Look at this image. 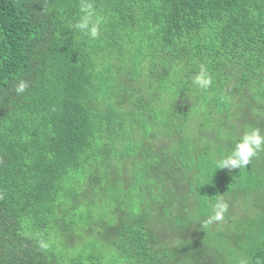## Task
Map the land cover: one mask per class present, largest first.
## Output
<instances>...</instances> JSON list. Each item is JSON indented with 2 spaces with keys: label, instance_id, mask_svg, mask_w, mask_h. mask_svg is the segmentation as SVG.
Wrapping results in <instances>:
<instances>
[{
  "label": "trees",
  "instance_id": "trees-1",
  "mask_svg": "<svg viewBox=\"0 0 264 264\" xmlns=\"http://www.w3.org/2000/svg\"><path fill=\"white\" fill-rule=\"evenodd\" d=\"M91 2L0 0V264H264V0Z\"/></svg>",
  "mask_w": 264,
  "mask_h": 264
},
{
  "label": "clouds",
  "instance_id": "clouds-1",
  "mask_svg": "<svg viewBox=\"0 0 264 264\" xmlns=\"http://www.w3.org/2000/svg\"><path fill=\"white\" fill-rule=\"evenodd\" d=\"M79 12V20L72 27L89 39L96 40L101 34L103 17L97 14L91 0H80ZM191 83L195 88L202 91L212 86L213 78L205 65H200ZM28 86L27 81L20 80L14 91L17 95H20L26 91ZM261 151H264V133L258 128H250L241 135L233 150L216 162V168L244 169L249 165L251 159ZM209 206L211 214L205 221L206 224L222 221L229 209L223 195H217L214 202L209 201Z\"/></svg>",
  "mask_w": 264,
  "mask_h": 264
}]
</instances>
